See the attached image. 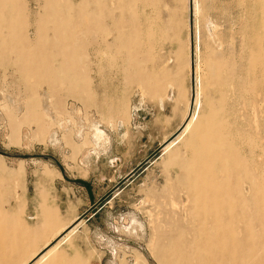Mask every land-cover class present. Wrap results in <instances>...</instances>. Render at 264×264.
Returning a JSON list of instances; mask_svg holds the SVG:
<instances>
[{
	"label": "rangeland",
	"instance_id": "1",
	"mask_svg": "<svg viewBox=\"0 0 264 264\" xmlns=\"http://www.w3.org/2000/svg\"><path fill=\"white\" fill-rule=\"evenodd\" d=\"M0 20V264L58 243L264 264V0H0Z\"/></svg>",
	"mask_w": 264,
	"mask_h": 264
},
{
	"label": "bare ground",
	"instance_id": "2",
	"mask_svg": "<svg viewBox=\"0 0 264 264\" xmlns=\"http://www.w3.org/2000/svg\"><path fill=\"white\" fill-rule=\"evenodd\" d=\"M19 15L20 14H18L17 17H15V18H8L6 20V23L9 24V26L11 25L10 26L11 29L12 28H15L16 30L19 29V27L16 28V23H20L22 21V19L19 18ZM12 25H14L15 27H12ZM0 26H1V20H0ZM262 103H264V98L262 100ZM189 127H190V124L187 126L186 130ZM257 128H260V130H263L264 131V123H262V125L261 124H258V127ZM258 135H259V137H261V140L263 141V143H261V145L264 144V134L262 136H260V134H258ZM171 147H172V145H169L166 148V151L170 150ZM255 148L256 149H263V147L259 146V144H256L255 145ZM259 157H261V156H259ZM254 166H255V164H254ZM255 167L260 168L261 169V172H264V160L261 162V164L259 166L256 165ZM256 178H257V175L255 174L253 176V181H254L253 182V185H254V187H257ZM262 184H264V181H263ZM258 188H259V186H258ZM215 197H216V199H215ZM199 198L202 199L203 203L206 204V205H208V206H209V204L214 205L215 203L218 202V199H219L216 192H214V191H212V192L211 191H207V188L205 190H202V191L199 192ZM253 201H256V199H253ZM247 202L248 201H243L242 204H246ZM249 203L250 202H248V204ZM51 217L52 216L50 215L49 211L48 212H45V216L43 217V219H44V226H47V225L52 226V224L54 223V221H53V219ZM33 234H34V236L37 235L36 233H33ZM0 238H1V234H0ZM58 244L55 245L53 248H51L49 251H47V253H45L41 258H39L34 264H72L71 262L69 263V260H67L66 257L60 251L57 250ZM208 249H209V245L207 244V250ZM232 254H234V253H232ZM4 255H5V253H4ZM4 257H6V256H4ZM200 264H207V261L206 260H203Z\"/></svg>",
	"mask_w": 264,
	"mask_h": 264
},
{
	"label": "water",
	"instance_id": "3",
	"mask_svg": "<svg viewBox=\"0 0 264 264\" xmlns=\"http://www.w3.org/2000/svg\"><path fill=\"white\" fill-rule=\"evenodd\" d=\"M191 16H192V13H191V5H190V27H191ZM192 66H193V60H192V50H191V69H192Z\"/></svg>",
	"mask_w": 264,
	"mask_h": 264
}]
</instances>
